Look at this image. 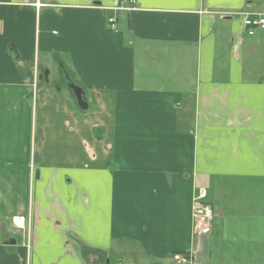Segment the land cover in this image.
<instances>
[{"label":"crops","instance_id":"1","mask_svg":"<svg viewBox=\"0 0 264 264\" xmlns=\"http://www.w3.org/2000/svg\"><path fill=\"white\" fill-rule=\"evenodd\" d=\"M248 13L264 0H0V264H264Z\"/></svg>","mask_w":264,"mask_h":264},{"label":"built area","instance_id":"2","mask_svg":"<svg viewBox=\"0 0 264 264\" xmlns=\"http://www.w3.org/2000/svg\"><path fill=\"white\" fill-rule=\"evenodd\" d=\"M134 1V0H132ZM108 26L111 30L117 31L116 18L111 16L108 18ZM243 27L249 36L256 34L258 29H264V13H248L244 17ZM206 190L200 189L199 200L194 208V218L202 222V231L209 233L212 229V224L216 219V210L208 202L205 201ZM174 260L178 264H190L192 258L186 254H175Z\"/></svg>","mask_w":264,"mask_h":264},{"label":"water","instance_id":"3","mask_svg":"<svg viewBox=\"0 0 264 264\" xmlns=\"http://www.w3.org/2000/svg\"><path fill=\"white\" fill-rule=\"evenodd\" d=\"M75 92H76V95H77V99H78V102H79V105L81 106V108L83 109H86L87 108V104H86V100H85V97L83 95V92L78 89H75Z\"/></svg>","mask_w":264,"mask_h":264},{"label":"rangeland","instance_id":"4","mask_svg":"<svg viewBox=\"0 0 264 264\" xmlns=\"http://www.w3.org/2000/svg\"><path fill=\"white\" fill-rule=\"evenodd\" d=\"M64 77H65V75H64ZM66 79V78H65ZM32 165H34L33 163H32ZM31 171H32V169H31ZM217 217V216H216Z\"/></svg>","mask_w":264,"mask_h":264},{"label":"trees","instance_id":"5","mask_svg":"<svg viewBox=\"0 0 264 264\" xmlns=\"http://www.w3.org/2000/svg\"><path fill=\"white\" fill-rule=\"evenodd\" d=\"M71 86L74 88L75 86L73 84H71Z\"/></svg>","mask_w":264,"mask_h":264}]
</instances>
